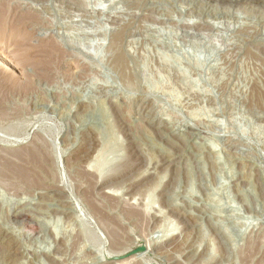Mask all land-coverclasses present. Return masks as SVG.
<instances>
[{
  "label": "rangeland",
  "instance_id": "rangeland-1",
  "mask_svg": "<svg viewBox=\"0 0 264 264\" xmlns=\"http://www.w3.org/2000/svg\"><path fill=\"white\" fill-rule=\"evenodd\" d=\"M3 7L0 264H264V0Z\"/></svg>",
  "mask_w": 264,
  "mask_h": 264
},
{
  "label": "bare ground",
  "instance_id": "bare-ground-1",
  "mask_svg": "<svg viewBox=\"0 0 264 264\" xmlns=\"http://www.w3.org/2000/svg\"><path fill=\"white\" fill-rule=\"evenodd\" d=\"M7 9H5V7L3 8H0V19L3 17L4 13L6 12ZM31 134V133H30ZM8 141V140H7ZM12 141V140H11ZM25 141V140H24ZM13 142V141H12ZM11 142V143H12ZM10 143V142H9ZM7 144V142L5 143ZM13 144V143H12ZM34 147L33 148H27V149H22V150H19V151H16V154L24 159V161L26 162L24 165L20 164H14L8 160H5L4 158L0 157V175L2 176H8L10 174H8V172H14V175H20L21 177L25 178L24 180H28L29 182H31L30 184L34 183L35 180V174H37L40 170H42L44 167H45V162H46V158H47V154L46 152L43 150V148L37 144V143H33ZM32 147V146H31ZM15 154V153H14ZM47 155V156H46ZM54 160V159H53ZM77 160V159H76ZM21 162H23L21 160ZM29 165L31 166L32 165V168L29 167ZM47 167V166H46ZM31 168V169H30ZM38 168V169H37ZM32 170H35L33 172H31ZM37 170H39L38 172H36ZM49 171V170H48ZM36 172V173H35ZM13 174V173H12ZM44 176V175H43ZM19 177V176H18ZM27 181V182H28ZM37 181V180H36ZM39 181V180H38ZM62 182V181H61ZM108 185V184H107ZM66 187V186H65ZM109 187V185H108ZM59 188V187H58ZM106 189V188H105ZM106 191V190H105ZM107 193H110L111 192L107 191ZM68 194V193H67ZM61 196V195H60ZM69 198V197H68ZM70 200V199H69ZM92 201V199H91ZM94 205V203H93ZM96 206V205H95ZM91 207H92V204H91ZM95 208V207H93ZM92 208V209H93ZM95 211H96V208H95ZM99 211V210H98ZM97 211V212H98ZM101 213V212H100ZM138 215V214H137ZM107 221V220H106ZM1 235V234H0ZM112 235V240L113 242L117 245L119 242V236H117V233L115 234H111ZM7 237V236H6ZM3 243V242H2ZM2 243H0V248L3 247ZM8 248V246H5ZM9 248H12V247H9ZM6 249V248H5ZM8 250V249H7ZM136 250V249H135ZM133 251V250H132ZM7 252V251H6ZM113 252V254L115 255H119L120 253L118 252H114V251H111ZM110 252V253H111ZM120 252V251H119ZM124 252V251H123ZM12 253V252H11ZM109 253V254H110ZM8 255V254H7ZM121 255V254H120ZM123 256V254H122ZM113 257H115L113 255ZM112 255L110 256V258L108 259V262H105V264H110L111 262H115L113 261L114 259L116 258H113ZM121 257V256H119ZM110 260V261H109ZM117 260V259H116ZM118 262V261H117Z\"/></svg>",
  "mask_w": 264,
  "mask_h": 264
},
{
  "label": "water",
  "instance_id": "water-1",
  "mask_svg": "<svg viewBox=\"0 0 264 264\" xmlns=\"http://www.w3.org/2000/svg\"><path fill=\"white\" fill-rule=\"evenodd\" d=\"M141 249H142V248L140 247V248L137 249V251H139V250H141Z\"/></svg>",
  "mask_w": 264,
  "mask_h": 264
}]
</instances>
